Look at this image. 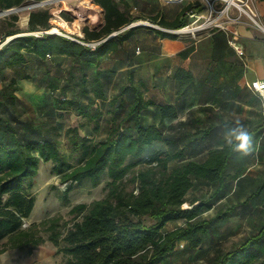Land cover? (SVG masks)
<instances>
[{
  "label": "trees",
  "instance_id": "1",
  "mask_svg": "<svg viewBox=\"0 0 264 264\" xmlns=\"http://www.w3.org/2000/svg\"><path fill=\"white\" fill-rule=\"evenodd\" d=\"M26 1L0 0V11L18 8ZM91 3L101 9V23L94 28L84 26L82 37H73L83 43L97 42L93 48L44 33L51 28L47 10L29 11L24 30L17 25V14L0 18V72L7 71L0 79V240L8 237L12 247L30 249L41 243L42 238L34 236V225L27 230L21 225L33 208L29 194L33 178L40 163L49 162L50 172L65 185L64 193L84 181L96 187L106 178L105 196L88 206L72 207L69 213L80 219L63 234L55 230L56 219L40 223L48 224L50 243H62L58 251L68 256L65 264H160L179 242L194 249L214 222L226 220L236 211L246 214L253 209L261 188L241 202L218 209L211 218H202L214 204L232 199L236 175L227 172L232 145L212 147L206 143V134L194 137L205 122L191 113L179 120L183 106L155 102L141 80H136L131 71L119 72L114 62L113 57L135 30L150 29L143 25L125 27L144 21L163 29H179L186 25L185 12L192 5L183 7L175 19L168 21L158 15L148 20L132 16L123 0ZM62 16L69 21L65 14ZM192 50L190 46L177 56L185 61ZM48 59L57 70L62 69V61L69 62L65 88L61 87V93L59 89L60 96H55L46 112L52 119L65 112L74 114L73 124L63 132V141L58 139L60 125L53 121L50 125L36 124L24 118L16 96L20 82L29 80L37 65ZM129 59L125 61L129 63ZM117 74L121 82L109 95ZM172 77L182 95L192 81L188 66L176 67ZM66 90L68 96L63 95ZM105 106L110 114L107 134L93 142L89 136L92 130L84 127L92 124L93 132H97ZM157 144L163 148L155 147ZM169 163L174 165L169 168ZM135 167L140 168L133 176L136 192L126 191L122 179ZM200 186L209 189L206 197H186ZM177 221L182 224L164 230L166 224ZM206 264H264V225L230 250L217 251Z\"/></svg>",
  "mask_w": 264,
  "mask_h": 264
},
{
  "label": "crops",
  "instance_id": "2",
  "mask_svg": "<svg viewBox=\"0 0 264 264\" xmlns=\"http://www.w3.org/2000/svg\"><path fill=\"white\" fill-rule=\"evenodd\" d=\"M123 1L128 13L141 20L158 15L171 21L188 5L164 0ZM252 8L264 23V0H253ZM141 25L150 29L135 30L125 47L113 57L118 71L124 74L131 71L136 80L145 84L147 95L155 102L183 106V116L179 120L188 117L189 113L199 117L206 126L194 137L206 134L209 146L230 144L228 133L232 129L239 126L247 129L253 137L252 151L248 155L236 151L233 142L227 172L236 175L231 189L233 203L243 201L257 187L261 188L253 209L246 214L233 213L238 218H251L254 209L264 205V109L248 84L252 80H264V36L242 18L229 25L228 30L205 29L194 33L195 38L188 34L175 35L170 31L175 29H163L149 23ZM229 41L241 46V55L231 48ZM190 46L193 50L183 61L177 54ZM127 57H130L129 63L125 61ZM178 66H188L192 75V81L184 87L182 95L172 77V71Z\"/></svg>",
  "mask_w": 264,
  "mask_h": 264
},
{
  "label": "rangeland",
  "instance_id": "3",
  "mask_svg": "<svg viewBox=\"0 0 264 264\" xmlns=\"http://www.w3.org/2000/svg\"><path fill=\"white\" fill-rule=\"evenodd\" d=\"M186 4H195V0H183ZM31 10H47L51 14L50 24L52 28L60 27L62 32L69 36H76L77 32L81 33L84 26L90 28L97 27L101 23L100 10L90 2V0H40L38 2L26 1L18 8L10 9L7 12L0 11V18L7 14H17V25L21 30L26 28L28 13ZM62 13L65 14L67 21ZM247 24L253 27L245 16L241 17ZM65 24L62 23V21ZM196 35V34H195ZM195 35H190L195 38ZM264 36V35H262ZM8 37L6 39L9 40ZM232 48V47H231ZM61 68L57 70L56 65L49 59L45 63H40L32 72L29 80L21 81V90L16 93L19 101V108L24 118L31 119L34 123L50 125H60L58 131V139L63 141L64 130L73 124L75 116L71 112L62 113V117L52 119L51 115L46 112L52 107L55 96L61 93V87L65 88L66 69L69 66L68 61L61 62ZM7 75V71L0 72V79ZM121 77L117 74L114 83L109 87L108 94L111 95L116 90V84L121 82ZM68 86H70L68 84ZM67 86V88H68ZM60 89V93H59ZM63 95L69 94V90ZM59 93V94H58ZM68 96V95H67ZM107 106L103 109V114L98 123L97 132H93V125L87 124L84 130H92L90 137L92 141L103 139L107 134L109 126L110 114L106 112ZM86 133V131H85ZM157 148H163L162 144L155 145ZM50 163H40L36 176L33 178L32 186L29 190L30 196L33 198V208L29 216L22 220L21 229L27 230L34 225V236L42 238L39 245L34 248L23 246L21 248L12 247L9 238L5 237L0 240V264H65L68 256L58 251L62 246H54L47 240L49 231L46 229L48 224L44 226L40 223L49 219L57 220L55 230L63 234L74 220L78 221L80 217L70 214L72 207L78 204L89 205L93 201L103 198L106 194L105 180L103 177L101 183L96 187H90L88 181H84L79 187L72 189L68 193H64L65 185L60 183L58 176L50 172ZM174 165L169 163V168ZM139 167L133 168L122 179V184L126 191L134 190L136 192V183L133 176ZM209 189L206 186L195 187L191 189L187 198L206 197ZM233 204L228 199L214 204V206L204 213L202 218H211L218 209ZM256 210L251 218H238L236 215L230 218L214 222L209 231L203 236L199 246L194 249L186 247L184 242H179L174 251L166 256L160 264H206V261L212 257L217 251L224 252L230 250L245 235L255 231L260 225L264 224V205ZM182 222H170L165 225L164 230H170L178 227Z\"/></svg>",
  "mask_w": 264,
  "mask_h": 264
},
{
  "label": "built area",
  "instance_id": "4",
  "mask_svg": "<svg viewBox=\"0 0 264 264\" xmlns=\"http://www.w3.org/2000/svg\"><path fill=\"white\" fill-rule=\"evenodd\" d=\"M164 1L170 3H178V2H182L183 0H164ZM195 1L196 3L191 4L192 7L185 12L186 17L188 18V22L186 23V25L179 29L170 30L175 35H182V34L193 35L194 33L205 29L228 30V26L239 22L242 16L246 17V19L250 22L249 24L255 27L254 29H256L262 35H264V23L260 21V19L257 17V15L255 14L252 8L253 0H195ZM232 11L234 13H231ZM62 23L65 24V22L63 21ZM141 24H148V23L146 22L132 23L125 28H128L133 25H141ZM44 33L60 35L68 39H71L75 42H78L80 44L86 45L90 48H93L97 44V42L83 43L80 40L74 38L73 36H69L65 32H62V30H60V27L52 28V25L51 28L47 31H44ZM37 34L38 32L34 33V35ZM114 34L115 33H113L112 35ZM76 36L78 38H81L82 33L77 32ZM229 44L237 54L239 55L242 54L241 46H239L237 43L232 41H229ZM248 88L254 95H256V97L260 101L262 109H264V95H262V93H264V80H252L248 84Z\"/></svg>",
  "mask_w": 264,
  "mask_h": 264
},
{
  "label": "clouds",
  "instance_id": "5",
  "mask_svg": "<svg viewBox=\"0 0 264 264\" xmlns=\"http://www.w3.org/2000/svg\"><path fill=\"white\" fill-rule=\"evenodd\" d=\"M264 95V93H262ZM229 143L235 142V150L248 155L252 151L253 137L243 126L232 129L228 133Z\"/></svg>",
  "mask_w": 264,
  "mask_h": 264
}]
</instances>
